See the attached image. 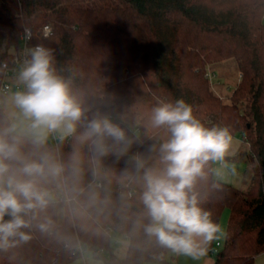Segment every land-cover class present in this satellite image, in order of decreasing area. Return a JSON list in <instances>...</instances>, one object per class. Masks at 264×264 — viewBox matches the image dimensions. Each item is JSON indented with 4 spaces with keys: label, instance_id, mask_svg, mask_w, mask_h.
Masks as SVG:
<instances>
[{
    "label": "trees",
    "instance_id": "16d2710c",
    "mask_svg": "<svg viewBox=\"0 0 264 264\" xmlns=\"http://www.w3.org/2000/svg\"><path fill=\"white\" fill-rule=\"evenodd\" d=\"M47 25L52 34L43 39ZM25 29L33 34L28 49L52 50L85 118L108 115L132 144L119 159L94 160L89 146L79 147L76 191L58 193L46 211L53 228L34 226L29 241L0 249V264H70L85 252L105 264H168L176 253L144 232L143 169L132 158L162 167L153 146L169 134L151 127L152 109L178 99L205 126L227 127L242 142L233 162L245 166L243 188L217 179L210 160L193 191L217 224L230 212L215 264H255L264 254V0H0L1 81ZM210 76L227 82L225 98ZM9 122L0 107V125ZM50 145L65 161L78 147L73 138ZM111 231L128 240L123 258L111 252Z\"/></svg>",
    "mask_w": 264,
    "mask_h": 264
},
{
    "label": "clouds",
    "instance_id": "9594fccd",
    "mask_svg": "<svg viewBox=\"0 0 264 264\" xmlns=\"http://www.w3.org/2000/svg\"><path fill=\"white\" fill-rule=\"evenodd\" d=\"M46 26L43 36L48 38ZM28 59L18 74L24 91L13 103L19 110L12 122L0 125V249L7 250L31 239L35 226L49 232L53 220L46 211L57 194L71 196L82 173L79 147L89 146L93 159L109 154L125 156L132 140L120 124L108 115L85 118L84 109L73 94L70 82L58 75L53 52L43 45L28 50ZM150 124L165 128L168 138L153 146L162 167L145 168L133 157L137 172L143 169L140 201L147 223L144 232L172 252L200 259L221 232L212 213L200 206L194 193L208 161L224 159L232 144L227 127L205 126L183 99L162 102L152 109ZM81 127L83 130L81 131ZM73 138L67 161L50 145ZM73 182L71 186L68 180Z\"/></svg>",
    "mask_w": 264,
    "mask_h": 264
},
{
    "label": "rangeland",
    "instance_id": "374dc122",
    "mask_svg": "<svg viewBox=\"0 0 264 264\" xmlns=\"http://www.w3.org/2000/svg\"><path fill=\"white\" fill-rule=\"evenodd\" d=\"M229 74V70L225 71ZM3 75V73H2ZM3 77V76H2ZM213 83L215 84L214 89L217 93H219L223 98H225L226 94L229 93V85L227 82L223 84V86L216 85L219 83V80L215 77L212 78ZM2 84L1 81V72H0V86ZM232 87V86H230ZM16 92L10 93L8 95H0V107L3 108L6 113L9 115L11 122L17 118L19 110L15 108L13 103V97ZM242 147V142L238 138L232 139V144L226 153L223 160H221L223 165H221V161H215L213 165V171L217 179L231 184L235 188L242 189L243 188V172L245 166L243 164L234 163L233 157L237 155L238 151ZM230 217L229 210H225L222 214L220 227L221 232L217 234L216 243L224 244L226 239V231H227V223ZM128 240L124 235L113 232L111 234V252L117 255L120 258L125 257L127 252ZM105 256H109V252L106 251L103 253ZM70 264H105L101 258L94 256L92 252H85L83 255L71 262ZM153 264V263H149ZM255 264H264V254L256 258Z\"/></svg>",
    "mask_w": 264,
    "mask_h": 264
},
{
    "label": "built area",
    "instance_id": "2783aa9c",
    "mask_svg": "<svg viewBox=\"0 0 264 264\" xmlns=\"http://www.w3.org/2000/svg\"><path fill=\"white\" fill-rule=\"evenodd\" d=\"M49 27L51 28V34H52V27L51 26ZM44 28L42 29V33H41V37L43 39H45V37L43 36ZM32 36H33L32 31L30 29H25L21 35V42L23 45L22 50L20 52H13L11 60L2 64L3 77H2V84L0 86V95H8L13 92L25 90L24 86L18 82V74L22 69V67L24 66V61L29 58L28 45L32 39ZM213 77L214 76H210L211 79ZM50 142L54 143L55 145L58 144V142L55 140H51ZM222 163L223 162L221 161V165H223ZM220 248H221V244L216 243L215 246L209 250V256L214 258L219 253Z\"/></svg>",
    "mask_w": 264,
    "mask_h": 264
},
{
    "label": "crops",
    "instance_id": "0c3cea01",
    "mask_svg": "<svg viewBox=\"0 0 264 264\" xmlns=\"http://www.w3.org/2000/svg\"><path fill=\"white\" fill-rule=\"evenodd\" d=\"M168 264H215V259L209 255H206L200 259H193L189 256L173 254L170 257Z\"/></svg>",
    "mask_w": 264,
    "mask_h": 264
}]
</instances>
